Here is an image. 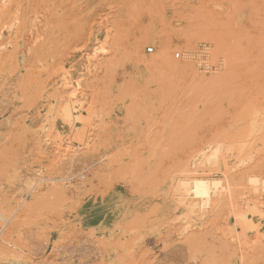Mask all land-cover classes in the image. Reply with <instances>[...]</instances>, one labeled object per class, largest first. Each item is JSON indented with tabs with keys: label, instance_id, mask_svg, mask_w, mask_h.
I'll list each match as a JSON object with an SVG mask.
<instances>
[{
	"label": "rangeland",
	"instance_id": "rangeland-1",
	"mask_svg": "<svg viewBox=\"0 0 264 264\" xmlns=\"http://www.w3.org/2000/svg\"><path fill=\"white\" fill-rule=\"evenodd\" d=\"M7 196L21 264H264V0H0Z\"/></svg>",
	"mask_w": 264,
	"mask_h": 264
},
{
	"label": "bare ground",
	"instance_id": "bare-ground-1",
	"mask_svg": "<svg viewBox=\"0 0 264 264\" xmlns=\"http://www.w3.org/2000/svg\"><path fill=\"white\" fill-rule=\"evenodd\" d=\"M68 108L69 107H67L66 111H69ZM193 186V195L200 197V199L202 197L207 201L209 197L208 184L204 180H196ZM25 187H27V182H20L19 185H17V187L12 190V193L17 192L19 194L22 190H24ZM14 200V196L0 197V215L9 214V212L13 208ZM36 204V200H32L28 202V205L26 204V206L24 207L18 206V208L12 214H10V217H0V219L5 223L0 229V264H21V254L23 252L18 246V239L21 236V230L23 229L22 226L24 224L26 215L29 214L31 209L36 206ZM186 206L190 208L188 210H193L195 208V205L191 202H187ZM6 226H8L7 232L3 234L2 230H4ZM245 229L247 228L245 227Z\"/></svg>",
	"mask_w": 264,
	"mask_h": 264
},
{
	"label": "built area",
	"instance_id": "built-area-1",
	"mask_svg": "<svg viewBox=\"0 0 264 264\" xmlns=\"http://www.w3.org/2000/svg\"><path fill=\"white\" fill-rule=\"evenodd\" d=\"M149 53H151V52H153V48H149L148 50H147ZM0 229L2 228V226L5 224L4 222H3V220H1L0 219Z\"/></svg>",
	"mask_w": 264,
	"mask_h": 264
}]
</instances>
